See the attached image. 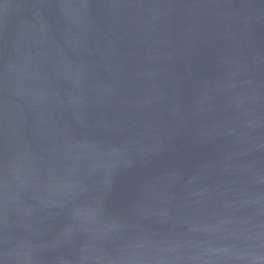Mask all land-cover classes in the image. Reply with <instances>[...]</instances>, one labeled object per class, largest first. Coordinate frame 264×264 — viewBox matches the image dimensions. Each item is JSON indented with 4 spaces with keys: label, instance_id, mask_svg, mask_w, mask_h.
<instances>
[{
    "label": "water",
    "instance_id": "1",
    "mask_svg": "<svg viewBox=\"0 0 264 264\" xmlns=\"http://www.w3.org/2000/svg\"><path fill=\"white\" fill-rule=\"evenodd\" d=\"M0 264H264V0H0Z\"/></svg>",
    "mask_w": 264,
    "mask_h": 264
}]
</instances>
